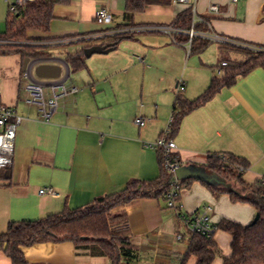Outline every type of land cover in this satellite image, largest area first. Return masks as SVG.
Here are the masks:
<instances>
[{"label":"crops","instance_id":"obj_1","mask_svg":"<svg viewBox=\"0 0 264 264\" xmlns=\"http://www.w3.org/2000/svg\"><path fill=\"white\" fill-rule=\"evenodd\" d=\"M212 2L199 0L197 4L199 15L208 18L212 33L264 47V0H238L235 4L215 0L220 13L209 15ZM101 9L112 13V24L97 21ZM187 9L172 0H160L128 21L126 0H65L56 5L52 34L34 37L29 33L44 55L59 57V52L66 51L68 57L88 47L113 43L116 32H135L124 35L110 53L86 58L87 67L71 73L67 86L79 91L59 99L50 122L42 118L36 106L26 102L21 58L11 55L4 61L0 69L2 102L16 110L22 124L16 136L13 166L0 170V233L7 231L10 222L44 219L67 207H86L120 191L132 179L151 180L158 176L156 152L150 145L169 128L179 84L185 83L184 97L196 99L209 87L222 63H242L247 59L244 52L224 48L219 42H211L206 50L194 53L188 47L185 31L175 35L180 45L162 32L142 31L148 27L174 28L175 19ZM132 22L133 26H128ZM212 43L218 45L213 71H204L206 65L200 60L201 65L193 66L197 75L188 76L190 59L205 54ZM172 54L179 59L182 78L173 77L170 86L153 87L154 92H159L152 102L153 114L146 95L147 82L155 79L152 72L156 66H169ZM156 81L165 83V75ZM137 118L144 119L143 126L136 124ZM173 141L184 166L204 165L211 154L232 153L249 161L250 168L243 177L247 183L264 181V69L241 77L235 87L222 90L186 116ZM48 188L54 189L56 195L40 194ZM206 205L213 207L211 218L215 225L223 219L248 225L257 214L253 206L234 203L228 194L215 197L201 182L182 191L179 207L184 214H193ZM120 210L128 215L127 228L137 250L136 261L182 264L191 237L175 211L149 198ZM178 233L185 235L183 241L176 239ZM214 240L222 255L212 264H224V258L232 254V237L217 231ZM24 254L29 264H112L103 250L70 242L38 244L25 248ZM0 264L13 262L0 252ZM185 264H198V258L191 256Z\"/></svg>","mask_w":264,"mask_h":264},{"label":"trees","instance_id":"obj_2","mask_svg":"<svg viewBox=\"0 0 264 264\" xmlns=\"http://www.w3.org/2000/svg\"><path fill=\"white\" fill-rule=\"evenodd\" d=\"M64 1L37 0L27 3L20 10L19 15L14 16L10 12L6 31L0 34V40L4 42L0 45V55H16L22 62L26 58L44 55L41 48L34 44L37 40L30 38L29 33L49 32L55 19L56 5ZM157 2L160 0H126L125 19L132 21L135 14L144 12L149 4ZM191 25L192 16L189 9L181 13L173 22V26L182 31L189 30ZM128 26H133V22ZM198 30H207V27L200 24ZM124 35L115 36L113 43L116 47L124 39ZM210 43L207 39L196 37L193 39L191 50L194 53L202 52ZM243 45L237 47L232 44L223 45L224 48L244 52L247 59L242 63L227 62L228 65L223 67V73H217L209 87L196 99L191 100L182 93L177 94L169 128L161 137H165L168 141L174 140L179 135L186 116L208 104L222 90L235 87L241 77H246L257 69H264V47ZM84 51L85 49L70 54L66 58L72 72L87 67ZM154 150L159 170L156 178L132 179L120 191L100 197L86 207H67L62 212L44 219L10 222L7 231L0 233V252L6 254L13 264H29L24 254L25 248L44 243L70 242L78 247L94 246L103 250L112 264L135 262L137 250L127 228L128 215L120 209L137 200L149 198L157 199L165 204L166 209L173 210L168 207L166 196L174 186V176L167 162L175 161L178 154L174 152L167 158L162 147H156ZM192 166L203 169L212 181L185 177L179 180L182 191L194 182H201L215 197L228 194L232 202L250 204L257 214H260V219L255 224L252 222L242 225L223 219L216 225V232L223 231L232 237V254L224 258V264H264V181L254 185L247 183L243 177L250 168V163L244 157L232 153L211 154L204 165L188 164L181 168ZM214 236L215 234L211 237L191 236L189 250L182 264H185L191 256L198 258V264H212L219 254Z\"/></svg>","mask_w":264,"mask_h":264},{"label":"built area","instance_id":"obj_3","mask_svg":"<svg viewBox=\"0 0 264 264\" xmlns=\"http://www.w3.org/2000/svg\"><path fill=\"white\" fill-rule=\"evenodd\" d=\"M37 0H15V3L10 4V12L12 15H19L21 9H23L27 3L34 2ZM174 3L183 4L188 6L192 16V25L191 28L186 32L189 38V49L192 48L193 39L200 37L207 39L210 42H219L222 44H237L242 43L235 42L232 39L222 37L220 35L214 34L211 31L208 18L200 16L197 10V4L199 0H172ZM238 0H231V4L237 3ZM220 13L219 5L215 2H212L208 7L209 15H218ZM113 15L108 9H101L97 13V21L101 24L110 25L113 23ZM203 24L207 27V30H198V25ZM142 31L150 32H162L166 35H169L173 38V41L176 45H180L175 37L178 31H182L178 28L173 27H148L142 29ZM135 30L116 32L115 34H131ZM4 44L0 40V45ZM243 45V44H242ZM245 46V45H243ZM57 65L62 68L61 76L57 79H40L36 77L35 71L36 68L40 65ZM227 62H224L217 68V73H223V67L227 66ZM71 67L67 60L58 58L55 55H42L34 58H30V61L25 69L22 72V80L25 90L28 93L26 102L29 105L36 106L39 109V112L42 118L45 121L50 122L52 114L57 110L59 106V99L71 94H76L79 89L77 87L68 88L67 82L71 77ZM185 91V83L181 82L178 86V94ZM48 93V94H47ZM136 124L143 126L145 121L143 118H137ZM22 124V118L16 113V110L13 107L7 106L2 102V87L0 84V170L9 169L13 166L14 163V150H15V141L19 127ZM151 148L155 149L156 147H162L166 152V157L169 158V155L174 153L177 149L176 144L173 140L168 141L165 137H160L156 143L150 145ZM184 162L179 156L175 161L170 162L168 160L167 165L170 169V172L174 176V186L167 193L168 198V207L173 209L177 217L183 222L184 226L187 229V234L191 237L194 235H202L206 237H211L216 233L217 227L212 222V212L213 207L210 205L203 206L198 211L193 214H184L179 208L178 198L182 192L180 186V181L177 178L176 172L182 166ZM41 195H56V192L52 188L42 189L40 191ZM178 241H183L185 235L178 233L176 235ZM129 264H144L139 261H135Z\"/></svg>","mask_w":264,"mask_h":264},{"label":"rangeland","instance_id":"obj_4","mask_svg":"<svg viewBox=\"0 0 264 264\" xmlns=\"http://www.w3.org/2000/svg\"><path fill=\"white\" fill-rule=\"evenodd\" d=\"M15 3V0H0V34L5 33L6 31V25H7V19L10 15V4ZM52 34V25H51V30L47 33L45 32H39V31H32L31 35L34 37H38L40 35H50ZM105 34H100L99 36H102ZM217 49H218V45L216 43H212L211 47L209 48V50L202 55H195L193 56L190 61H189V66H190V70L188 71L187 75L188 76H192L194 77L195 75H197V72L195 71V69H193V66L197 63H199V65H201V62H203V64H205L206 66L203 68L204 71H213L212 70V66H215L217 63ZM71 52L74 51L73 49L70 50ZM59 57L63 60H66L67 55H66V51H62L59 52ZM6 57V58H5ZM15 57V56H13ZM95 57H101L100 54H96ZM171 61L168 67H164L162 65H158L156 66V70L154 72H152V77L155 79H152V81H148L147 82V87H146V95L149 98L150 103L153 102L154 98H155V93H159L157 90L156 92L153 91V87L156 86L157 88L161 87V86H170L173 80V77L175 76H179V80H181V76H182V68L181 65L179 63V59L177 57L176 54H172L171 55ZM7 59H10V56H4V55H0V69L4 66V61H6ZM17 60V59H16ZM201 60V62H200ZM187 61V63H188ZM209 66V67H207ZM217 71V70H216ZM165 75V79L166 82L165 83H160L159 81L154 82L155 80H158L159 77L161 75ZM184 77V76H183ZM154 83V84H153ZM70 89V87H68ZM182 94H185V92H183ZM186 96V95H185ZM152 107L153 109V114L155 112V107H154V103H152ZM151 114V115H153ZM150 118V117H148ZM147 120V119H146ZM222 253H219L217 257H221Z\"/></svg>","mask_w":264,"mask_h":264},{"label":"water","instance_id":"obj_5","mask_svg":"<svg viewBox=\"0 0 264 264\" xmlns=\"http://www.w3.org/2000/svg\"><path fill=\"white\" fill-rule=\"evenodd\" d=\"M116 47L115 43H110L108 45L104 46H92L85 49L84 54L86 58H91L95 54H108L111 51H113ZM30 61V58H26L23 61V69H25ZM62 68L57 65H40L36 68L35 75L36 77L40 79H57L61 76ZM177 178L180 180L185 177H193L198 180H211L209 175L201 168L199 167H186V168H180L176 172ZM226 186V185H225ZM228 187V186H226ZM260 219V214H256V217L253 221V223H257Z\"/></svg>","mask_w":264,"mask_h":264}]
</instances>
